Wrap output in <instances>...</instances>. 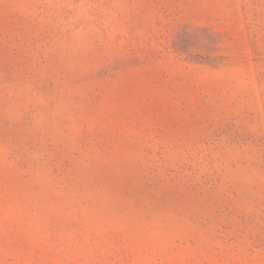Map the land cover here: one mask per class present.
I'll return each instance as SVG.
<instances>
[{
    "label": "rangeland",
    "instance_id": "374dc122",
    "mask_svg": "<svg viewBox=\"0 0 264 264\" xmlns=\"http://www.w3.org/2000/svg\"><path fill=\"white\" fill-rule=\"evenodd\" d=\"M0 264H264V0H0Z\"/></svg>",
    "mask_w": 264,
    "mask_h": 264
}]
</instances>
